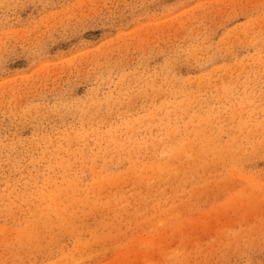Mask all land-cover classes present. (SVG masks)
<instances>
[{
    "label": "rangeland",
    "instance_id": "obj_1",
    "mask_svg": "<svg viewBox=\"0 0 264 264\" xmlns=\"http://www.w3.org/2000/svg\"><path fill=\"white\" fill-rule=\"evenodd\" d=\"M0 264H264V0H0Z\"/></svg>",
    "mask_w": 264,
    "mask_h": 264
},
{
    "label": "bare ground",
    "instance_id": "obj_2",
    "mask_svg": "<svg viewBox=\"0 0 264 264\" xmlns=\"http://www.w3.org/2000/svg\"><path fill=\"white\" fill-rule=\"evenodd\" d=\"M51 207H52V206H51ZM35 213H36V212H35ZM47 220H48V219H47ZM47 220H46V221H47Z\"/></svg>",
    "mask_w": 264,
    "mask_h": 264
}]
</instances>
